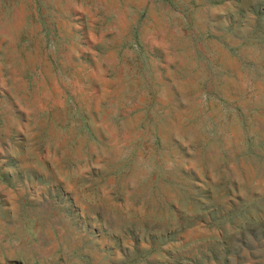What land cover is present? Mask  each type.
<instances>
[{"label": "rangeland", "instance_id": "374dc122", "mask_svg": "<svg viewBox=\"0 0 264 264\" xmlns=\"http://www.w3.org/2000/svg\"><path fill=\"white\" fill-rule=\"evenodd\" d=\"M0 264H264V0H0Z\"/></svg>", "mask_w": 264, "mask_h": 264}]
</instances>
